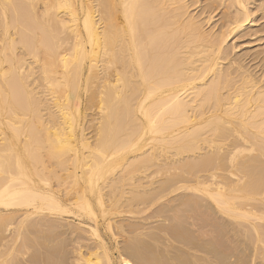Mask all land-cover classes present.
<instances>
[{
    "label": "bare ground",
    "instance_id": "obj_1",
    "mask_svg": "<svg viewBox=\"0 0 264 264\" xmlns=\"http://www.w3.org/2000/svg\"><path fill=\"white\" fill-rule=\"evenodd\" d=\"M228 233L264 260V0H0V264H246Z\"/></svg>",
    "mask_w": 264,
    "mask_h": 264
},
{
    "label": "rangeland",
    "instance_id": "obj_2",
    "mask_svg": "<svg viewBox=\"0 0 264 264\" xmlns=\"http://www.w3.org/2000/svg\"><path fill=\"white\" fill-rule=\"evenodd\" d=\"M225 235H227V234H225ZM224 234H223V236L221 235V238L222 237H224L225 236ZM231 236H233V235H230L229 233H228V235L226 236V237H231ZM226 237L222 240L221 238H220V236L218 237V243L220 244H218L217 242V244H218V246L221 248V250H223V249H226V246H228L229 248L231 247V245H233V249H232V247L230 248V249H232V252L233 253H235L236 255H245V258H242V259H244V260H246L245 262H246V264H264V260L262 261V257L260 256V255H258L257 256V254H258V250H259V248H260V246L256 243V244H252V242H247L246 244L244 243V242H241V240H238L235 236V238H233V237H231L232 238V242H229L227 239H226ZM222 241V242H220V240ZM228 242V243H227ZM254 242V241H253ZM222 243V244H221ZM229 243L231 244L230 246H229ZM242 245H241V244ZM255 243V242H254ZM245 244V245H244ZM223 245V246H222ZM225 245V246H224ZM253 245V248H251V246ZM238 246H239V248H238ZM247 246V247H246ZM259 247L258 249H257V247ZM224 247V248H223ZM235 247V248H234ZM243 248V249H241V248ZM219 248V249H220ZM257 249V250H256ZM245 250H247V251H244ZM250 250H252V251H250ZM244 253H243V252ZM247 255H248V259L246 258L247 257ZM125 259H127V261H130V260H128V258L127 257H125ZM248 260H249V263H247L248 262Z\"/></svg>",
    "mask_w": 264,
    "mask_h": 264
}]
</instances>
